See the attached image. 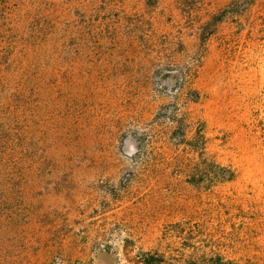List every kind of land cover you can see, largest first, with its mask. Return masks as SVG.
Here are the masks:
<instances>
[{"label": "rangeland", "instance_id": "374dc122", "mask_svg": "<svg viewBox=\"0 0 264 264\" xmlns=\"http://www.w3.org/2000/svg\"><path fill=\"white\" fill-rule=\"evenodd\" d=\"M143 253L264 264V0H0V264Z\"/></svg>", "mask_w": 264, "mask_h": 264}, {"label": "trees", "instance_id": "16d2710c", "mask_svg": "<svg viewBox=\"0 0 264 264\" xmlns=\"http://www.w3.org/2000/svg\"><path fill=\"white\" fill-rule=\"evenodd\" d=\"M217 168L221 171V172H217V178L222 179V180H232L234 177V172L231 171L230 169H226L225 167H222L220 165H216ZM221 258L220 257H216V258H211V259H207V260H190L187 261L184 264H225L220 262ZM163 258L157 256L154 253H143V260L142 263L143 264H161L163 263ZM226 264H231V263H226Z\"/></svg>", "mask_w": 264, "mask_h": 264}]
</instances>
